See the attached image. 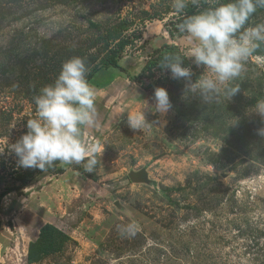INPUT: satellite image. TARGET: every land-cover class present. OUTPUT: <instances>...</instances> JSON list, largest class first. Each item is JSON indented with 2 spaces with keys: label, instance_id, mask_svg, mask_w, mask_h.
Segmentation results:
<instances>
[{
  "label": "rangeland",
  "instance_id": "rangeland-1",
  "mask_svg": "<svg viewBox=\"0 0 264 264\" xmlns=\"http://www.w3.org/2000/svg\"><path fill=\"white\" fill-rule=\"evenodd\" d=\"M171 4L0 0V191L15 183L18 157L8 145L28 131L41 88L54 83L73 56L99 62V37L120 18L133 21L123 32L133 43L119 60L122 67L102 68L89 81L99 126L85 129L84 139L99 146L96 169L59 164L6 194L0 264H28L29 242L47 222L69 239L32 264H264V137L257 134L264 119L248 111L264 99V55L253 54L231 82L241 88L237 95L208 105L186 98L185 81L165 72L132 80L128 74L135 77L163 44L190 50L177 28L187 15ZM259 23L264 9L248 26ZM158 86L174 91L165 116L151 110L150 90ZM143 111L148 122L134 132L127 114ZM131 172H142L141 181L131 180ZM128 223L138 227L131 238L118 231Z\"/></svg>",
  "mask_w": 264,
  "mask_h": 264
},
{
  "label": "clouds",
  "instance_id": "clouds-1",
  "mask_svg": "<svg viewBox=\"0 0 264 264\" xmlns=\"http://www.w3.org/2000/svg\"><path fill=\"white\" fill-rule=\"evenodd\" d=\"M189 4L198 11L185 16L177 28L187 34L189 40L186 58L205 70L193 80L192 68L183 66L185 56L174 53L165 54L159 67L170 71L172 79L185 81V97L186 94L199 97L205 105L218 101L221 95L229 101L241 91L231 82L241 76L247 61L264 44V23L247 26L257 9L264 8V0H229L227 3L172 0L171 6L180 15ZM87 72L85 59L73 56L63 63L54 83L43 86L34 97L36 115L27 121L28 131L8 145L18 157V166L45 172L58 161L81 165L84 171L94 172L99 163V146L86 143L84 130L99 126L97 93L87 80ZM154 100L151 110L161 116L173 108L165 87L155 88ZM248 111L264 119V99L257 100ZM238 120L236 117L230 127L237 125ZM126 122L137 132L143 130L148 120L145 111L129 112ZM257 134L264 137V127H260ZM118 231L122 237L131 238L137 234L138 227L128 223L119 226Z\"/></svg>",
  "mask_w": 264,
  "mask_h": 264
},
{
  "label": "trees",
  "instance_id": "trees-1",
  "mask_svg": "<svg viewBox=\"0 0 264 264\" xmlns=\"http://www.w3.org/2000/svg\"><path fill=\"white\" fill-rule=\"evenodd\" d=\"M221 3H227L229 0H220ZM204 7H207L205 5ZM264 8H258L257 11L250 18L248 25L250 24L252 18L258 14ZM193 5L189 4L185 9V15H192L197 12ZM145 15L149 12L144 10ZM149 15V14H148ZM155 14H150L149 17L153 18ZM156 15H160L159 13ZM156 17V16H155ZM144 19V17H143ZM133 21L128 20L127 18H120V20L116 21L114 25L110 26L108 32L105 36H100L99 40H103V44L101 46L104 54L100 57L99 62H96L97 59L94 58H86V65L88 67L87 72V80L88 82L94 77V75L101 70L102 68H110L122 67L119 64V60L121 56L125 53V49L128 45L132 44L133 41L129 40L130 37L126 36L123 32L131 27ZM247 25V26H248ZM168 53L179 54L181 56H185L183 61V66L191 67L193 70V80H196L201 74V70L191 62L190 59L186 58V53L182 52L179 47L174 44H163L162 47L155 49L154 54L146 61L144 66L141 68L140 72L136 74L135 77H132L129 73V77L136 82H143L147 79H151L156 76L160 72H165L168 76H170V71H166L159 67V63L163 56ZM254 54L264 55V44L255 51ZM83 55V54H82ZM126 72L128 71L126 68H123ZM176 80V79H174ZM164 87V86H163ZM149 89V88H148ZM150 90V89H149ZM169 93L170 100L174 99V91L172 88L167 89ZM152 95H154V90H150ZM172 96V98H171ZM0 163H4L0 161ZM60 162H56L53 167H50L47 171L52 172L56 169H59ZM17 174H13L15 179V183L8 185L5 189L0 191V206L2 202V198L13 191H22L24 187H26L37 175L41 174L42 171L39 169L28 168L25 169L23 167H18L15 170ZM15 175V176H14ZM1 223H0V231H1ZM69 239V235L66 234L62 229L57 227L52 223H45L41 226L38 236L35 239L30 240L28 246L27 253V263L32 264L41 260L45 255L50 254L52 252H56L60 250L63 246V243Z\"/></svg>",
  "mask_w": 264,
  "mask_h": 264
},
{
  "label": "water",
  "instance_id": "water-1",
  "mask_svg": "<svg viewBox=\"0 0 264 264\" xmlns=\"http://www.w3.org/2000/svg\"><path fill=\"white\" fill-rule=\"evenodd\" d=\"M142 172H131L129 174L131 180L133 181H141V174Z\"/></svg>",
  "mask_w": 264,
  "mask_h": 264
},
{
  "label": "crops",
  "instance_id": "crops-1",
  "mask_svg": "<svg viewBox=\"0 0 264 264\" xmlns=\"http://www.w3.org/2000/svg\"><path fill=\"white\" fill-rule=\"evenodd\" d=\"M98 84H99V83H98ZM98 84H97V85H98ZM47 223H49V222H47Z\"/></svg>",
  "mask_w": 264,
  "mask_h": 264
}]
</instances>
